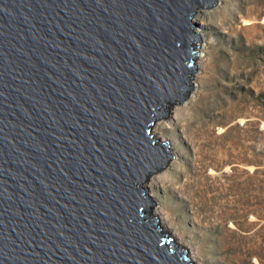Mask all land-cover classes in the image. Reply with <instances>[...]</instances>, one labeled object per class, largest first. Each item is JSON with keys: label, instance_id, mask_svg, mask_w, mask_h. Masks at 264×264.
I'll return each mask as SVG.
<instances>
[{"label": "water", "instance_id": "water-1", "mask_svg": "<svg viewBox=\"0 0 264 264\" xmlns=\"http://www.w3.org/2000/svg\"><path fill=\"white\" fill-rule=\"evenodd\" d=\"M215 4L0 0V264H194L159 193Z\"/></svg>", "mask_w": 264, "mask_h": 264}, {"label": "rangeland", "instance_id": "rangeland-1", "mask_svg": "<svg viewBox=\"0 0 264 264\" xmlns=\"http://www.w3.org/2000/svg\"><path fill=\"white\" fill-rule=\"evenodd\" d=\"M216 4L196 91L170 125L162 216L200 264H264V0Z\"/></svg>", "mask_w": 264, "mask_h": 264}, {"label": "bare ground", "instance_id": "bare-ground-1", "mask_svg": "<svg viewBox=\"0 0 264 264\" xmlns=\"http://www.w3.org/2000/svg\"><path fill=\"white\" fill-rule=\"evenodd\" d=\"M221 1L222 0H218V2H217V4H216V6L214 7V8H216L217 6H221ZM209 12V11H208ZM208 12H207V14H208ZM206 21H207V17L205 16V20H204V25H206ZM203 38H204V36H203ZM204 42V41H203ZM204 48H205V44L203 43L202 44V50H201V56H200V60L202 59V57L204 56ZM198 75H199V72H197V75H196V79H195V83H194V86H193V90L191 91V95L186 99V101L184 102V104L180 107V108H182L183 106H185L186 104H188L189 103V101L193 98V96H194V93H195V91H196V82H197V77H198ZM176 114V113H175ZM174 119H176V116L174 115V117H173V120ZM173 147V146H172ZM173 155H176V154H173ZM175 162H176V160H173L172 159V163H171V165H170V167L168 168V170L169 169H172V167H173V165L175 164ZM167 170V171H168ZM166 174V173H165ZM167 224H168V222H167ZM169 225V224H168ZM169 227H170V225H169ZM181 242V241H180ZM181 244H183L184 245V243L183 242H181ZM188 247V246H187ZM190 248V247H189ZM189 256H190V258H191V260H195V262H194V264H200L199 262H197V259H198V256L196 255V253H195V251H193L192 249H189Z\"/></svg>", "mask_w": 264, "mask_h": 264}]
</instances>
